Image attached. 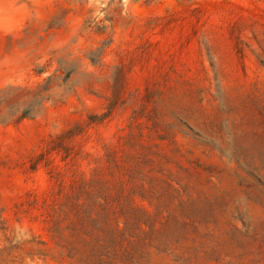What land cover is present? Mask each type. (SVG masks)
<instances>
[{"label":"rangeland","instance_id":"rangeland-1","mask_svg":"<svg viewBox=\"0 0 264 264\" xmlns=\"http://www.w3.org/2000/svg\"><path fill=\"white\" fill-rule=\"evenodd\" d=\"M106 183L117 264H264V0H0V264H83Z\"/></svg>","mask_w":264,"mask_h":264},{"label":"trees","instance_id":"trees-1","mask_svg":"<svg viewBox=\"0 0 264 264\" xmlns=\"http://www.w3.org/2000/svg\"><path fill=\"white\" fill-rule=\"evenodd\" d=\"M84 196L73 195L65 205L64 219L80 234L78 249L65 247L69 257H75L76 251L84 253L79 259L83 264H117L122 259L133 257L131 246L142 244L138 234L145 232L143 225L150 224L157 214L150 215L140 208L128 209L124 203L130 196H126L121 187L117 190L107 183L95 188L93 195ZM51 222L56 226L53 218ZM153 231L154 227L150 229Z\"/></svg>","mask_w":264,"mask_h":264}]
</instances>
